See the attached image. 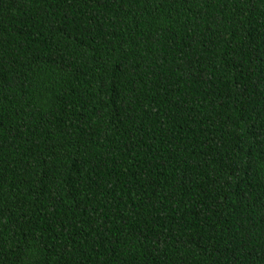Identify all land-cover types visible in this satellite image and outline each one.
Returning a JSON list of instances; mask_svg holds the SVG:
<instances>
[{
  "label": "trees",
  "instance_id": "obj_1",
  "mask_svg": "<svg viewBox=\"0 0 264 264\" xmlns=\"http://www.w3.org/2000/svg\"><path fill=\"white\" fill-rule=\"evenodd\" d=\"M0 264H264V0H0Z\"/></svg>",
  "mask_w": 264,
  "mask_h": 264
}]
</instances>
